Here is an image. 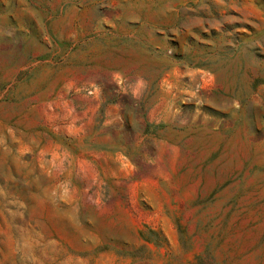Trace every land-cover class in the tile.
Here are the masks:
<instances>
[{"label": "rangeland", "instance_id": "rangeland-1", "mask_svg": "<svg viewBox=\"0 0 264 264\" xmlns=\"http://www.w3.org/2000/svg\"><path fill=\"white\" fill-rule=\"evenodd\" d=\"M0 264H264V0H0Z\"/></svg>", "mask_w": 264, "mask_h": 264}]
</instances>
